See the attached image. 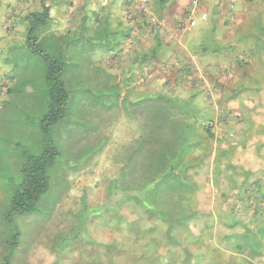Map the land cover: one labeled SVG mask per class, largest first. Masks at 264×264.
<instances>
[{
    "label": "rangeland",
    "instance_id": "374dc122",
    "mask_svg": "<svg viewBox=\"0 0 264 264\" xmlns=\"http://www.w3.org/2000/svg\"><path fill=\"white\" fill-rule=\"evenodd\" d=\"M77 1L0 0V264H110L112 246L103 244L110 238L108 213L100 208L111 197L112 180L122 173L124 187H140L144 179L149 180L145 168L158 159L160 152L156 150L165 140L161 139L163 133L171 134L169 128L157 129L160 115L177 120L183 115L181 109L187 113L202 110L198 114L211 122L216 133L225 125L228 111L236 113L240 109L239 115L231 116L246 131L239 133L241 138L223 154L232 155L241 149L252 130L264 138V110L251 106L260 104L256 103L258 95L264 96V0H210L217 7L232 5L237 12L227 22L229 39L224 36L227 32L216 25L215 20L220 18L217 10L209 6L212 9L205 12L207 18H203L200 9L196 11V24L186 35L190 42L187 48L198 54L204 43L212 52L218 47L227 49L225 63L229 66L238 63V59L245 61L237 67L240 73L235 81L211 84L209 93L201 91L192 98L179 96L173 87H162L156 94L153 87L146 88L147 81H141L144 77L138 70L139 61L145 59L141 60L140 54L130 47L133 43H127L128 49L121 42L123 27L127 39L140 34H148L145 37L151 39L161 30L167 31V17L157 7L168 6L169 0H147L151 10L143 14L140 24L145 25H139L140 32L138 27L135 32L130 29L134 20L127 18L122 0H109L108 5L98 0H81L89 7L80 23L74 24ZM47 7L51 19L37 26L35 38L30 39L29 15L43 13ZM114 11L122 15L124 26L113 20ZM221 14L231 17L232 12ZM240 17L242 21L236 23ZM187 18H181L178 26ZM166 33L168 40H175ZM163 40L166 42V38ZM39 50L59 58L63 66L61 79L69 92L64 117L48 128H44V119L49 112V64ZM108 53L112 59H108ZM115 60L125 64L126 73L115 70ZM229 95L235 101L229 100ZM229 101L239 107L230 106ZM261 102L263 107L264 101ZM255 114H260V119ZM169 126L177 127L175 133L180 129L176 123L170 122ZM214 143L220 147L219 140ZM48 148L57 152L49 169L48 191L33 212L9 213L12 196L22 181L24 160ZM216 153L220 155V150ZM263 154L249 148L236 159L258 171L264 166ZM223 192L209 187L199 193L200 217L214 221L219 211L249 218L252 210L245 214L239 204L236 210ZM125 214L129 219L137 216L130 210ZM221 222H216L220 228ZM122 247V251L128 249ZM188 247L194 250L193 254L210 249L216 256L221 253L212 246ZM237 251H231L238 255L232 264H264V255ZM224 259L222 264H227L229 260Z\"/></svg>",
    "mask_w": 264,
    "mask_h": 264
},
{
    "label": "trees",
    "instance_id": "16d2710c",
    "mask_svg": "<svg viewBox=\"0 0 264 264\" xmlns=\"http://www.w3.org/2000/svg\"><path fill=\"white\" fill-rule=\"evenodd\" d=\"M29 19L32 23L29 29L31 39L35 38V28L47 24L51 19L49 7L43 13H31ZM39 52H42L41 54L46 57L49 64L47 74L50 86L49 112L44 119V128H48L64 117L69 92L61 79L60 74L63 66L59 58L49 55L44 50H39ZM179 112L183 115L177 120L171 119L168 115L166 117L160 115V121H157L159 131L169 128L171 134L169 136L163 133L164 136L161 139L165 138V140H162L156 150V152H160L158 159L152 161L151 166L145 168L149 174V180L144 179L142 186L135 188L122 186L123 173L112 180L109 194L111 197L100 208L103 212L108 213L110 238L109 242L103 244L112 246L110 248V264H204L203 258L200 259L197 253L193 254L192 248L186 246L203 244L217 246L211 241V227L214 222L204 220V224L199 225L202 231L200 234L193 230L196 222L200 221L202 213L198 207L199 195L197 191L199 186L189 181L185 175L186 161L189 156L187 152L191 148L199 149V147L205 148L206 145H210L211 140L214 139L213 126L210 121L205 124L200 123L197 119H192L200 115L199 111L197 113L190 110L187 113L181 109ZM170 122L176 123L180 127L176 133L177 127L169 126ZM182 123L184 124L182 125ZM200 130L203 132L205 130L203 134L205 138H202L203 135H198ZM56 155L55 148L51 150L48 148L41 154L26 157L21 166L22 181L12 196L9 213L28 214L36 210L42 195L49 189V169L54 164ZM222 156L218 154L214 162L219 177L221 175L223 178L233 181L237 178L236 175L238 178L239 175L246 176L242 167L233 166L231 163H226V173L221 172ZM154 163L157 164L155 168L153 167ZM143 176L145 177V174ZM167 177L168 179L165 181ZM245 189L248 193L255 191L250 194L251 202L246 203L244 209L245 214L252 210L249 219L245 222V219L238 220L237 216L233 217L231 224L226 223L228 230L222 233V237L227 239L228 246H232V248L235 246L236 250L249 247L252 255L263 256L264 185L260 180H256L252 188L246 187ZM237 190L240 193L241 187ZM140 192L142 193L140 194ZM119 193H121V197L119 199L116 197L111 201V198ZM123 205H125L124 208ZM129 210L137 216L133 219L126 217L125 211ZM253 222H255V227L252 226ZM123 225L125 226L123 227ZM237 225H240L241 228L239 232L236 231ZM205 230H207V236L208 234L210 236L208 239L202 237ZM122 246H127L128 249L122 251ZM178 246H184L185 256L181 255ZM162 250L165 253H162ZM116 258H124L125 261H117Z\"/></svg>",
    "mask_w": 264,
    "mask_h": 264
},
{
    "label": "crops",
    "instance_id": "0c3cea01",
    "mask_svg": "<svg viewBox=\"0 0 264 264\" xmlns=\"http://www.w3.org/2000/svg\"><path fill=\"white\" fill-rule=\"evenodd\" d=\"M81 0L77 1L75 8H74V24H79L82 18L85 16L84 11L88 10V5L85 2L80 3ZM90 1V0H89ZM121 7L123 10H125V5L127 0H122ZM97 2V1H96ZM193 3V0H172L168 2V6H162V7H157L162 13L166 15V21H167V31L168 33L175 31L178 29V21H180L181 18H183L185 15L188 13V9L190 8L191 4ZM213 5V6H212ZM213 9L217 10V15H220V18L216 19V25L221 28V31L227 32L224 36H226L228 39L231 37L230 36L231 32L228 31V26L227 22L230 20L232 17L237 16V12L232 10V5L229 6L227 3L223 7H217L215 4H212L210 0H202L201 2V12H206L209 11L208 9ZM217 7V8H216ZM148 9L151 10V5L148 2ZM94 10V8L92 9ZM222 12H227L230 11L232 12L231 17L222 15ZM117 11H114L113 15V20H115L118 23L125 25V22L123 21L124 18L122 15H118ZM122 12V11H121ZM120 12V13H121ZM150 13V11L148 12ZM142 11L137 8L135 12V17L136 20L134 24L131 26L130 29L135 32L136 27H138V32H140V27L139 25H145V23H141V21L144 19L143 18ZM226 14V13H225ZM163 16V15H162ZM223 17V18H222ZM118 18V20H117ZM142 19V20H141ZM237 22H241L242 18L240 17L239 19L235 20ZM183 22V21H181ZM231 24H234V22H230ZM135 25V26H134ZM193 27V26H192ZM192 27H189V29L181 34L180 39L175 40H168L167 38V31L161 30V32L157 33L156 36H154L151 39H147L148 34H140L138 37L133 36L131 39H127L124 33V27L122 29V34L123 39L121 42L123 43V46L127 47V43H133L131 44L130 47L136 51V54H140V59L144 60L142 63L139 61L138 65V70L141 72L142 76L144 77L143 80L141 81H147L149 87H153L151 90L154 92V94L158 93L162 87H173L174 90L176 91V94L179 96L183 95L186 96L185 98H192L194 95L198 94L199 92L203 91L204 94L209 90H211V84L212 85H217V82L219 84V81L222 82L224 85L227 84L228 82L232 83V81L236 80V77L240 73L239 70H237V67L244 63V60L238 59V63L234 62L232 65H227L225 60H227V52L222 49H214L212 52V49L208 47L206 44L202 43L200 47V52L193 53L191 52L190 49L187 48V43L189 42V38H187V34L192 31ZM137 31V30H136ZM149 36V35H148ZM186 36V39H185ZM164 38H166V42H164ZM224 39V38H223ZM139 45L141 47L138 46ZM203 42V41H202ZM121 43V44H122ZM190 43V42H189ZM130 47H127L128 49ZM189 53V55L187 54ZM199 56V57H198ZM226 58V59H225ZM234 57H232L233 59ZM108 59H112V56L110 53H108ZM116 61V60H115ZM115 67H117V70L119 73L124 74L127 72L125 64H122V61H116L115 62ZM134 65V64H133ZM220 66L221 68H218L217 66ZM112 65L109 63V68H111ZM218 73H217V72ZM245 71V70H244ZM140 75V74H138ZM145 75V76H144ZM215 75V76H214ZM218 77V78H215ZM215 78L216 80H214ZM229 80H228V79ZM228 81V82H227ZM140 83V82H139ZM178 85H183L182 87ZM184 87V88H183ZM173 90V91H174ZM258 95V98L256 100V103L259 102L260 104L256 105L253 104V106H257V108H261V111L264 110V106L262 107V102L261 100L264 101V96ZM229 100H233L232 97L229 95ZM229 105L233 107H239L236 105V102L229 101ZM210 107L209 105H207ZM200 113L202 110H198ZM209 113V108L206 109ZM234 115H239L240 114V109L238 112H232L231 109L228 111V114L226 115V122L224 123L225 125L216 131L214 128L212 129L214 133V139L211 140L210 145H206L207 147H203L199 149L191 148V150L188 152L189 156L186 161V170H185V175L186 178L194 182L198 188V195L199 193H203V191H207V189L212 190L213 188H218L219 190H224L223 194L225 193L226 199H229V202L232 204L233 208L236 209L238 207L237 205L239 204V207L246 208V203H250L251 199L249 198L250 194L252 193H247V190L245 189L246 187L252 188V185L256 182V180H260L261 184L263 183L264 185V166L257 171V169L251 168L250 166L246 165L244 162L239 161V159H236L238 155H242L243 152L248 150L249 148L255 149V153L258 155L264 153V138L260 137L257 135L255 130H252V133L250 136H247L245 140L244 146L241 149L235 150V152L232 155L229 154H223L221 153L223 150H227L231 146L234 145L235 141L237 139H240L241 136L239 133H244L246 130L240 129L241 125L238 124L237 120H233L232 116ZM260 114H255L256 117H259ZM192 119H197L200 121V123H207L205 117H202L201 115H198L196 118ZM261 122H264V117L261 119ZM256 123V122H255ZM254 123V125H255ZM253 125V126H254ZM239 126V129L237 128ZM255 127V126H254ZM198 135H203L205 133L203 131H199ZM243 136H245L243 134ZM204 135L202 136V138ZM205 138V137H204ZM215 140H219V145L220 147H217L218 145L214 143ZM249 143V144H247ZM254 143V144H253ZM217 147V148H216ZM218 150H220V155H223L221 157V164L220 168L222 169L221 172L226 173V163H231L233 166L236 167H242L243 171H245V177L244 178H238L236 175V179L233 181L230 179H225L221 175L220 177L218 176V171L217 168L214 165L215 162V157L218 155ZM209 154V156H208ZM264 155V154H263ZM235 157V161H234ZM190 158V160H189ZM219 177V178H218ZM218 178V179H216ZM241 187L240 193L238 192L237 188ZM222 196V193L220 194ZM259 195V194H258ZM242 197V198H240ZM263 200V199H261ZM239 210V208H237ZM236 209V210H237ZM217 218L212 221L211 223L214 222V225L211 227L212 229V237L211 241H213L217 246H212L213 249L216 251H220L221 253L219 256H216L213 252V250H206V252H198L197 254L200 256L199 258H203L204 264H222L223 258L225 257L224 261H226L227 264H232L231 261H235L234 258H237L238 255L235 254V252H238L236 249L232 248V246H228L227 244V239H224L222 237V233L226 230H228L226 223L232 222V218L235 217V214H225L224 212H216ZM221 216V218H219ZM238 220L249 219L247 217L245 218H239L237 217ZM218 220H221L222 222V227H218L216 222ZM204 224V219L200 217L199 224L193 226L194 232L197 234H200L202 231L200 230V226ZM200 225V226H199ZM240 225H237V232L240 231ZM202 228V227H201ZM235 230V229H234ZM201 231V232H200ZM207 230L203 232L202 237H206L208 239L210 236L208 234L207 236ZM190 245V244H189ZM191 246V245H190ZM199 246H205L199 245ZM220 246H226L227 248H221ZM179 247V246H178ZM188 247V246H186ZM228 248L229 251L227 250ZM207 249V247H206ZM244 251L248 252L250 251L249 247H246L243 249ZM194 251V250H192ZM226 251L228 254H226ZM231 251H235L234 254L231 253ZM180 252L182 256H185V251L183 247L180 246ZM203 254V255H201ZM212 254V256H211ZM226 254V255H225ZM225 255V256H223ZM261 257V256H259ZM239 264H243L242 262H238ZM251 264V263H247Z\"/></svg>",
    "mask_w": 264,
    "mask_h": 264
},
{
    "label": "built area",
    "instance_id": "2783aa9c",
    "mask_svg": "<svg viewBox=\"0 0 264 264\" xmlns=\"http://www.w3.org/2000/svg\"><path fill=\"white\" fill-rule=\"evenodd\" d=\"M101 2L102 5H108L109 0H98ZM201 0H193V3L191 4L190 8L188 9V18L186 21L181 22L180 26L178 27L177 30L170 32V37L171 38H176L180 39L181 34L189 29V27H192L196 24V19L194 17L196 11L198 9L201 10ZM139 8L142 13L146 14L149 12L148 9V2L147 0H127L126 5H125V12L127 13V18L136 20L135 17V12L136 9ZM203 18H207V13L202 14ZM134 24V23H133Z\"/></svg>",
    "mask_w": 264,
    "mask_h": 264
}]
</instances>
